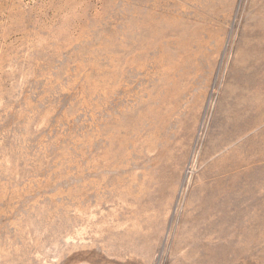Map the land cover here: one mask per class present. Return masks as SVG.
<instances>
[{"label":"rangeland","instance_id":"374dc122","mask_svg":"<svg viewBox=\"0 0 264 264\" xmlns=\"http://www.w3.org/2000/svg\"><path fill=\"white\" fill-rule=\"evenodd\" d=\"M0 264H264V0H0Z\"/></svg>","mask_w":264,"mask_h":264}]
</instances>
